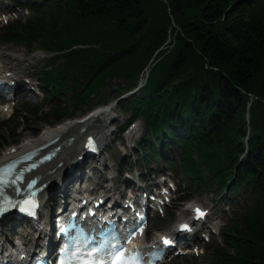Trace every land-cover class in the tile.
Masks as SVG:
<instances>
[{
  "label": "trees",
  "instance_id": "1",
  "mask_svg": "<svg viewBox=\"0 0 264 264\" xmlns=\"http://www.w3.org/2000/svg\"><path fill=\"white\" fill-rule=\"evenodd\" d=\"M29 4L30 16L0 40L51 54L50 67L38 70L53 87L48 95L67 90L79 103L109 78L130 88L146 76L126 106L127 122L145 123L143 162L175 148L187 192L215 185L245 196L226 232L234 253L221 251L220 264H264V0ZM53 111V122L69 115L66 106Z\"/></svg>",
  "mask_w": 264,
  "mask_h": 264
},
{
  "label": "rangeland",
  "instance_id": "2",
  "mask_svg": "<svg viewBox=\"0 0 264 264\" xmlns=\"http://www.w3.org/2000/svg\"><path fill=\"white\" fill-rule=\"evenodd\" d=\"M6 5V2L4 3ZM16 10V9H15ZM24 12H18L15 13L18 16H23ZM28 47L22 43H14V42H0V65H3L5 68H9L11 72H14V74L17 77H23L26 78L27 76H32L35 80V75H33L36 70L37 65H41V63L44 62V56L42 53L39 52H33L30 53L28 51ZM12 66V67H11ZM130 82L126 79H119V78H109L105 83L103 84V87H101L100 93H98L96 96L93 97V99L84 98L79 101V103H74V101H70L66 103V107H68L67 111L69 112V116L67 119H77L82 118L84 115H86L90 110H92L95 107H99L102 105H109L112 104L113 111L111 113V119L108 122V128H109V134H108V140L101 146V153L100 156L103 157V166H99V163L96 162H90L89 164L97 165L100 167L101 172H96L97 170H94L91 168L85 169L83 167V171H89L94 177L99 175V181L103 183V178L106 176L108 179V184H110L114 180V176L117 175L118 179L122 178L121 173H119V168H125L130 169L133 167H136L133 158V151H131L130 148L126 149L127 155H129V159H126V161L123 164H120V161L124 159V156L121 155L122 150H119L118 148H122V145L125 143V141L118 137L116 130L121 126V124L124 123V121L131 115L129 114L130 111L125 107L127 104L130 103L128 101V98L132 99V96H139L140 91H136L135 93L131 94L133 91V86L129 89H127L130 86ZM45 90V89H44ZM48 90V89H47ZM44 92V91H43ZM121 93V94H120ZM69 93L63 92L61 95L55 97L49 102H42L40 101V96L34 97V102H24V105H20L19 109H17V122H18V128L13 127L10 123H1L0 122V155L6 148L10 145H19L24 139L30 138L31 136H24L26 131H31L32 129H35L37 132H39L42 128L46 127L47 125H52V118L50 115H47L46 113H39V115L36 114L35 117L30 114H24L21 112L23 108L27 107H33L36 108L39 111H44L46 107L54 106L56 104H64V100H68ZM33 97V96H32ZM69 101V100H68ZM31 103V105H28ZM20 117H23L21 119ZM137 127L139 130L143 128V121H137ZM27 126V127H26ZM36 127V128H34ZM118 140V141H117ZM129 146V144L127 143ZM125 150V149H124ZM134 157L136 159V154H134ZM86 167V166H85ZM107 171H106V170ZM135 172L133 173L134 179L135 178ZM87 173V172H86ZM169 173L173 179L179 180L183 183H181V188L183 187L184 181L181 179L183 176L179 173L176 174L172 169L169 170ZM96 174V175H95ZM122 182V181H121ZM215 185L209 187V188H202L199 193L193 194L191 200L196 201L198 203H201L202 205L208 207L211 212H215L217 209V203H216V195L214 194ZM113 190H118L116 187H113ZM214 197V198H213ZM218 197V195H217ZM215 199V200H214ZM221 199V198H220ZM243 199V197L241 198ZM232 200V199H231ZM229 200H226V198H222V203H227ZM244 202V200H243ZM184 203H179L176 201L174 204L175 207L171 208L169 210L168 216L165 220L162 219H156L151 222L149 225V229L151 231L148 232V235H151L153 230L158 229H170L173 226V223L176 222L177 218L185 216L186 211L183 207ZM218 214L223 213V210L218 212V209L216 211ZM229 214L225 213V216H223V220L227 218ZM233 216V212H232ZM19 225L15 226V231H19ZM24 226V225H21ZM9 229H11V224H2L0 226V238L7 240L6 233L9 232ZM29 229V228H26ZM30 234H35V231L30 230L24 231V235L29 236ZM216 248V245L214 244L213 247ZM208 247L206 248V254L203 257L198 258H178L171 264H216L211 258L212 251H208ZM215 250H213L214 252Z\"/></svg>",
  "mask_w": 264,
  "mask_h": 264
},
{
  "label": "bare ground",
  "instance_id": "3",
  "mask_svg": "<svg viewBox=\"0 0 264 264\" xmlns=\"http://www.w3.org/2000/svg\"><path fill=\"white\" fill-rule=\"evenodd\" d=\"M1 74L5 73L2 72L0 73V75ZM18 84L20 83L18 82ZM112 111V106L102 105L90 110L82 118L67 119L53 125H47L39 132H37L35 129L26 131L24 136L27 135L31 137L24 139L19 145H15L4 150L0 155V161L26 147H29L30 145L42 144L50 138L58 136V144L62 140L65 141L68 137L73 136V140L69 144L65 142V144L62 145L61 149L56 153L53 160L40 167L36 171V174L40 176L41 181L50 180L54 176L59 177V173L64 169V166L67 164V162L72 157L80 154L84 137L90 135L91 133H94L98 136L97 138L100 145H103L108 140V122L112 118ZM81 127H84L83 133L79 131ZM59 162H62V165L60 167H56L57 163ZM36 243L38 242L36 241Z\"/></svg>",
  "mask_w": 264,
  "mask_h": 264
},
{
  "label": "snow or ice",
  "instance_id": "4",
  "mask_svg": "<svg viewBox=\"0 0 264 264\" xmlns=\"http://www.w3.org/2000/svg\"><path fill=\"white\" fill-rule=\"evenodd\" d=\"M93 142L91 138L89 139V146L91 147ZM10 169H4L2 175H0V186L3 184H7L9 181L6 179L7 173ZM31 204L33 207L35 206V201L25 200L23 204L13 203L11 198H7L3 203H0V214H3L10 208L19 207L22 212H30L32 208L27 207L25 205ZM197 216L202 217L205 215V212L197 207L195 209ZM35 213L33 212V215ZM181 230H190V226L187 223L180 225ZM173 241L165 236L163 237V244L170 245ZM68 249L70 252V259L65 261L61 260V264H141L140 254L134 253L132 257L125 256V250L123 247H113L112 245H102L97 246L92 244L88 238L84 240H75L72 245H65L64 249L61 251H65ZM152 255H155L153 253Z\"/></svg>",
  "mask_w": 264,
  "mask_h": 264
}]
</instances>
